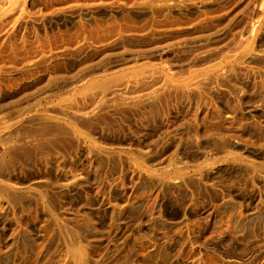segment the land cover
I'll list each match as a JSON object with an SVG mask.
<instances>
[{"label":"rangeland","instance_id":"374dc122","mask_svg":"<svg viewBox=\"0 0 264 264\" xmlns=\"http://www.w3.org/2000/svg\"><path fill=\"white\" fill-rule=\"evenodd\" d=\"M0 264H264V0H0Z\"/></svg>","mask_w":264,"mask_h":264}]
</instances>
